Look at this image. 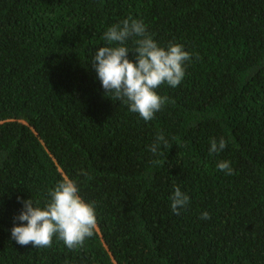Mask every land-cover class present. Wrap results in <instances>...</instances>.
Instances as JSON below:
<instances>
[{
	"label": "trees",
	"instance_id": "1",
	"mask_svg": "<svg viewBox=\"0 0 264 264\" xmlns=\"http://www.w3.org/2000/svg\"><path fill=\"white\" fill-rule=\"evenodd\" d=\"M128 18L192 54L147 122L91 67ZM158 134L163 157L149 151ZM65 178L95 208L93 236L17 244L21 201L43 207ZM174 186L190 197L179 215ZM0 264H264V0H0Z\"/></svg>",
	"mask_w": 264,
	"mask_h": 264
},
{
	"label": "clouds",
	"instance_id": "2",
	"mask_svg": "<svg viewBox=\"0 0 264 264\" xmlns=\"http://www.w3.org/2000/svg\"><path fill=\"white\" fill-rule=\"evenodd\" d=\"M103 39L106 45L95 50L91 67L105 95L111 96L112 101H122L130 112L138 113L144 121L152 120L168 102V97L159 95L156 90L163 84L172 88L179 86L186 74L185 62L191 60L192 54L177 43L161 47L148 34L144 22L132 18L109 27ZM129 40L134 44L131 49L127 46ZM130 52L133 59H129ZM226 146L224 138L219 142L211 139L209 155L222 152ZM171 147L165 136L158 134L149 151L163 157ZM160 162L152 161L153 164ZM217 168L226 175L233 173L228 161L218 162ZM48 197L43 207L38 206L39 202L34 204L32 198L21 201L23 208L15 218L21 223L11 229V239L21 246L31 244L34 248H47L52 246L53 237H57L69 250L82 247L97 227L93 204L82 199L77 183L68 178L50 190ZM169 199L176 215L190 201L178 186H174ZM201 219H210V214L202 213Z\"/></svg>",
	"mask_w": 264,
	"mask_h": 264
},
{
	"label": "bare ground",
	"instance_id": "3",
	"mask_svg": "<svg viewBox=\"0 0 264 264\" xmlns=\"http://www.w3.org/2000/svg\"><path fill=\"white\" fill-rule=\"evenodd\" d=\"M30 163V162H29ZM23 179V178H22Z\"/></svg>",
	"mask_w": 264,
	"mask_h": 264
}]
</instances>
